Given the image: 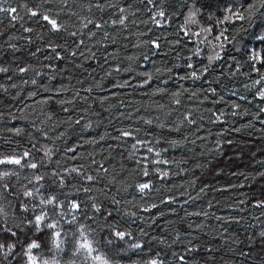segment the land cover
<instances>
[{"label":"trees","instance_id":"obj_1","mask_svg":"<svg viewBox=\"0 0 264 264\" xmlns=\"http://www.w3.org/2000/svg\"><path fill=\"white\" fill-rule=\"evenodd\" d=\"M0 8V264H264V0Z\"/></svg>","mask_w":264,"mask_h":264},{"label":"rangeland","instance_id":"obj_2","mask_svg":"<svg viewBox=\"0 0 264 264\" xmlns=\"http://www.w3.org/2000/svg\"><path fill=\"white\" fill-rule=\"evenodd\" d=\"M187 22V27L189 28L187 29L188 33L194 35L199 32V36L195 39V41L199 46H201V51L202 49L207 51L208 56H210L212 60L218 58L222 50L221 47H219V44L215 42L216 39L209 34V30L199 23L194 11L190 12Z\"/></svg>","mask_w":264,"mask_h":264},{"label":"snow or ice","instance_id":"obj_3","mask_svg":"<svg viewBox=\"0 0 264 264\" xmlns=\"http://www.w3.org/2000/svg\"><path fill=\"white\" fill-rule=\"evenodd\" d=\"M4 9H2V8H0V11H3ZM9 11H11V12H15L16 11V9H9ZM32 15H36V13L35 12H33L32 13ZM44 19L48 22V23H50L51 25H52V27H53V29H57V24H56V21L55 20H52V19H49L47 16H45L44 17ZM9 162H11V163H19V161L18 160H15V161H9ZM33 167H35V165H33ZM149 185L148 184H143V185H141V189H144V188H147ZM27 195H31V193H27ZM75 207V206H74ZM37 222H39V221H42L43 219H44V217H42V216H38L37 218ZM54 227V226H53ZM12 235H15V233H12ZM121 237L123 236V233H120L119 234ZM83 247H87L88 245L87 244H85V245H82ZM4 247V245L3 244H0V249H2ZM37 247H39V245L38 244H36V243H32V244H30L29 246H28V251L30 252L31 251V249H33V248H37ZM9 250H11V245H9ZM30 261H31V264H35V261H34V259L32 258V257H30Z\"/></svg>","mask_w":264,"mask_h":264}]
</instances>
